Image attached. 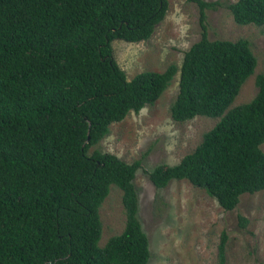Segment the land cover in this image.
<instances>
[{
	"label": "trees",
	"instance_id": "1",
	"mask_svg": "<svg viewBox=\"0 0 264 264\" xmlns=\"http://www.w3.org/2000/svg\"><path fill=\"white\" fill-rule=\"evenodd\" d=\"M201 37L186 51L171 116L219 117L195 149L149 171L157 188L187 179L226 210L264 190V74L258 92L230 107L257 59L247 39ZM239 24L264 26V0L226 4ZM168 0H0V264H146L149 239L134 179L143 158L126 162L94 149L112 123L154 103L178 68L128 79L112 41L149 39ZM116 185L126 223L100 246L99 209ZM241 225L248 220L240 216ZM218 264H226L225 240Z\"/></svg>",
	"mask_w": 264,
	"mask_h": 264
},
{
	"label": "rangeland",
	"instance_id": "2",
	"mask_svg": "<svg viewBox=\"0 0 264 264\" xmlns=\"http://www.w3.org/2000/svg\"><path fill=\"white\" fill-rule=\"evenodd\" d=\"M216 1V0H208ZM206 11L210 39H247L257 65L242 84L230 107L251 101L258 92L256 77L264 74V26L237 23L226 4ZM199 7L188 0H168L164 19L152 36L140 42L112 41L113 55L128 79L146 71L178 68L169 86L152 104L110 125L108 133L93 147L112 153L126 162L142 156V167L134 183L139 196V218L149 239L150 258L146 264H218L223 235L226 264H264V190L240 197L232 210L224 209L203 188L187 179H174L157 188L149 171L159 164L174 165L202 141L219 117L196 116L176 121L171 105L179 92V69L190 46L201 37ZM264 151V142L261 145ZM102 235L99 245L120 234L126 223L122 190L116 185L99 209ZM240 216L248 222L241 225Z\"/></svg>",
	"mask_w": 264,
	"mask_h": 264
}]
</instances>
